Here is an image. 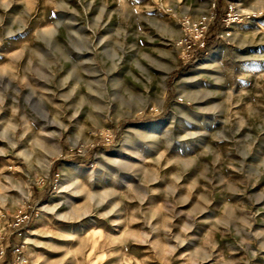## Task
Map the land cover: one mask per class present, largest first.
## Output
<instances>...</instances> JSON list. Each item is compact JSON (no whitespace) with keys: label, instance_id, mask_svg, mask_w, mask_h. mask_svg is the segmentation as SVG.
Returning a JSON list of instances; mask_svg holds the SVG:
<instances>
[{"label":"rangeland","instance_id":"1","mask_svg":"<svg viewBox=\"0 0 264 264\" xmlns=\"http://www.w3.org/2000/svg\"><path fill=\"white\" fill-rule=\"evenodd\" d=\"M228 2L257 16L222 39ZM0 240L3 264H264V0H0Z\"/></svg>","mask_w":264,"mask_h":264},{"label":"built area","instance_id":"2","mask_svg":"<svg viewBox=\"0 0 264 264\" xmlns=\"http://www.w3.org/2000/svg\"><path fill=\"white\" fill-rule=\"evenodd\" d=\"M216 5L214 4V7ZM257 16L256 14H246L240 13L237 5L234 2H228L226 16L222 19L223 29L220 31L217 37L222 39H228L232 35L233 25L242 21L244 18H252ZM214 16L211 13L209 16L200 17L198 21H191L189 17L184 19V25L189 27L190 33L188 35L189 39H186V44L190 40V44L187 45V52L190 50L193 52V55L198 54L199 51L205 50L206 41L209 33V28L211 26ZM103 144L105 145H114L115 144V135L111 132L105 133L103 136ZM33 213L26 211H20L15 220L10 226L14 227V231L19 237H25L27 230L26 228L32 221ZM25 247V240L17 241L14 240L12 243V254L20 255L23 253ZM7 246L0 240V264L4 263L5 257L8 255ZM11 252V250H10ZM15 263V262H14Z\"/></svg>","mask_w":264,"mask_h":264},{"label":"bare ground","instance_id":"3","mask_svg":"<svg viewBox=\"0 0 264 264\" xmlns=\"http://www.w3.org/2000/svg\"><path fill=\"white\" fill-rule=\"evenodd\" d=\"M209 15H210L209 12L205 13V16H209ZM203 16H201V17H203ZM60 25H61V23H57V28H59ZM181 43H183V42H181ZM96 71H98V70H96ZM98 77H100V76H98ZM98 81L103 82L102 80H99V79H98ZM89 88H90V86H89ZM42 140L46 145H51V147L48 146L49 147L47 150L48 155H46L45 160H44V162L46 163V166L49 167V165L51 163V157H53L56 153H60L61 147H60L59 143L57 142L56 135H52V134L51 135H48V134L44 135ZM45 144H43V145H45Z\"/></svg>","mask_w":264,"mask_h":264},{"label":"trees","instance_id":"4","mask_svg":"<svg viewBox=\"0 0 264 264\" xmlns=\"http://www.w3.org/2000/svg\"><path fill=\"white\" fill-rule=\"evenodd\" d=\"M217 20H218V15L215 16V21H217ZM214 27H215L214 24L210 26V28H209V32L210 33H208V37H207V41H206V48H205V50L199 51L198 55H202L203 56V55H205V53L208 50H210L211 48L215 47V45H214L215 42H213L212 39L210 38L211 37L210 34H211L212 30L214 29ZM193 61L194 60H192L191 63H193Z\"/></svg>","mask_w":264,"mask_h":264}]
</instances>
